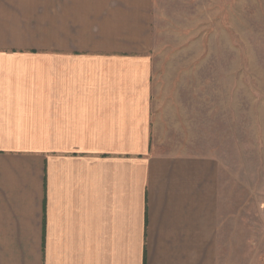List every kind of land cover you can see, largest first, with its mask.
Wrapping results in <instances>:
<instances>
[{
  "label": "crops",
  "instance_id": "1",
  "mask_svg": "<svg viewBox=\"0 0 264 264\" xmlns=\"http://www.w3.org/2000/svg\"><path fill=\"white\" fill-rule=\"evenodd\" d=\"M151 50L152 0H0V264H264L220 159L153 139Z\"/></svg>",
  "mask_w": 264,
  "mask_h": 264
},
{
  "label": "rangeland",
  "instance_id": "2",
  "mask_svg": "<svg viewBox=\"0 0 264 264\" xmlns=\"http://www.w3.org/2000/svg\"><path fill=\"white\" fill-rule=\"evenodd\" d=\"M151 58L153 139L220 159L226 211L264 252V0H152Z\"/></svg>",
  "mask_w": 264,
  "mask_h": 264
}]
</instances>
